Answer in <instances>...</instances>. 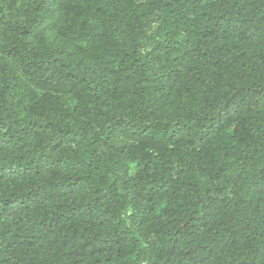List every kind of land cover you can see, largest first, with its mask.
Returning <instances> with one entry per match:
<instances>
[{"label": "trees", "instance_id": "1", "mask_svg": "<svg viewBox=\"0 0 264 264\" xmlns=\"http://www.w3.org/2000/svg\"><path fill=\"white\" fill-rule=\"evenodd\" d=\"M0 264H264V0H0Z\"/></svg>", "mask_w": 264, "mask_h": 264}]
</instances>
